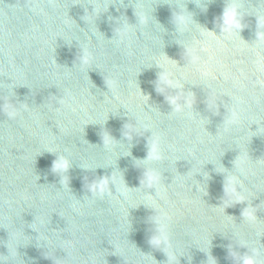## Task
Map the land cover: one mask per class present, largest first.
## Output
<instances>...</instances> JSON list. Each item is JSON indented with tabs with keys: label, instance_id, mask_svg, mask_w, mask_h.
I'll use <instances>...</instances> for the list:
<instances>
[{
	"label": "water",
	"instance_id": "water-1",
	"mask_svg": "<svg viewBox=\"0 0 264 264\" xmlns=\"http://www.w3.org/2000/svg\"><path fill=\"white\" fill-rule=\"evenodd\" d=\"M226 4L242 9L243 24L217 36ZM172 15L174 20L183 15L191 27L177 23L176 34ZM121 22L127 35L117 44ZM261 29L264 0H0V261L239 264V252L254 251L264 264ZM197 32L211 45L202 54L211 57L206 79L185 63L183 47ZM77 39L92 53L84 68L73 67ZM153 60L165 76H187L186 89L194 94L191 113L164 115L171 111L164 97L170 93L156 91L160 69ZM225 94L241 100L238 123L227 130L222 122L233 106ZM134 117L149 121L153 137L130 123ZM108 134L121 141L120 151L104 152L102 137L117 143ZM147 143L149 156L156 143L163 158L143 161ZM46 150L72 160L58 195L61 178L51 171L57 156ZM240 161L248 173L242 193L230 182L236 169L228 171ZM109 164L127 199L109 191L108 199L82 208L83 215L73 213L69 201L88 195L92 179L107 180L114 170ZM138 167L155 170L167 204L145 196ZM197 172L205 177H195ZM161 211L170 217L168 228L154 232L150 223ZM255 213L254 223L242 219Z\"/></svg>",
	"mask_w": 264,
	"mask_h": 264
},
{
	"label": "clouds",
	"instance_id": "clouds-1",
	"mask_svg": "<svg viewBox=\"0 0 264 264\" xmlns=\"http://www.w3.org/2000/svg\"><path fill=\"white\" fill-rule=\"evenodd\" d=\"M99 2L101 4H103V0H99ZM90 5H91L92 10H91V12H88V13L95 12L96 9L94 8V6L92 4H90ZM197 7H199V6L197 5ZM206 8H207V3L203 9H201V8L200 9L206 10ZM175 11L178 14L180 13V10L178 7L176 8ZM100 14L101 13H99V15ZM85 16H86V14L83 17H85ZM83 17H82V19L88 25V21L86 19H84ZM191 19L194 20L193 16L191 17ZM243 20H244V16L242 15V9L238 5L226 4V6L224 7L222 16L217 21V27L219 28V34H217L215 31H210L208 29L207 30L209 32H215V34L217 36L228 35L229 33H231L234 30L239 31V25L243 24ZM172 23L175 26V33L176 34H178L177 33V23L186 24L188 27H191V25L186 22V19L183 17V15H178L175 20H174L173 15H172ZM119 27L121 28V32L116 34V43L117 44L122 43L124 41L126 35H127V30L124 27L123 22H121ZM261 31H264V29H261ZM91 35L94 37L95 33H92ZM75 41L78 43V46H79V53H78L79 55H78V58H76V64L73 65V67L79 66L81 68H84L85 66L89 65V63L91 61L92 53L86 45H83L81 43V41H79L78 39ZM210 47H211V45L207 44L205 42L204 35L202 33H199V32H197L195 40L193 41L192 44L188 45L186 48L183 47L184 52L187 56V59L186 60L184 59L185 63L192 65L193 68H195L196 72L199 73L201 79H206L210 75V69H209V67H206V65L210 64L211 57H209L208 60H205L202 56V54H206L208 52ZM151 63H152V65L155 64L160 69V72L158 73V79L156 81V91H157V88L159 87L160 89L168 90V92L170 93V96L166 98V96L163 94V92L157 91L158 93H161L164 95L165 99L167 100V102L171 106V111L167 114H164V115L167 116L169 114L179 115L181 113H185V114L191 113L193 111V105H194V103H193L194 94L192 91L186 89V84L184 83V81L187 79V76L184 74H181L180 76L177 77L171 73H169L165 76V70L163 67L158 65L155 60L151 61ZM185 63H184V65H185ZM187 85H193V84H187ZM200 86H202L203 88L205 87L204 85H200ZM108 91H111V88H108ZM209 91H210V89H209ZM64 94L65 95H71V92H70V90L65 89ZM224 97H228L229 102H227V103H230L233 106L231 111L225 108L226 112H228L229 119L228 120L223 119L222 125H224L225 130H227V128L229 126L235 127L238 123V121L236 119V110L239 109V106L241 104V100L239 97L229 96L227 94H225ZM207 100H208V96H207ZM217 104H220V100H217ZM144 108L148 112H152V109L149 107L148 104L144 105ZM9 115H10V118H15L16 114L9 113ZM201 119H203V118L201 117ZM131 120H132V122H130V123H132L134 127L136 125H140L145 130V132L151 133L150 137H153L152 126L146 118L134 117ZM252 125H254V124H252ZM256 131H257V129H256ZM135 135H136L135 133H132V138ZM125 137L128 139L127 136H125ZM109 138H110V140H115L110 135H109ZM102 139H103V148L102 149L104 150V152L106 154L110 153L113 150V147L115 148L116 151H120V143L119 142H121V141L115 140L117 143L115 146H113L109 142H106L103 137H102ZM155 140L158 143V141H159L158 135L155 137ZM128 141H129V139H128ZM123 144L126 147L129 145V144L126 145L125 143H123ZM147 147H148L147 157L145 159H142L143 161H149V160L159 161L160 159L163 158L162 154H160L157 151L156 143H154L151 146V152L153 153V155H151V156H149V152H150L149 143H147ZM171 147L172 146L169 145V148H171ZM46 151L49 153H54L57 156V158L52 163L51 171L53 173L57 174L58 176H60V178H61L60 184L62 185V187H60V188L56 187L57 195H58L60 192H63V190H64L63 179L65 176H67V172H68L69 168L72 166V160L69 158L67 153H64V152L55 153V152L48 151V150H46ZM238 156H239V154H238ZM109 166H112V165L109 164L108 167ZM81 168L88 170V171H91V172H94L95 169L101 168V167H97L95 169H93L91 167H87V168L81 167ZM138 168L143 169V175H142L141 180H143V182H144L145 196L149 197V198H154L157 203L159 201H163L165 204H167L168 200H167L166 192H161L158 190V177L155 174V170L153 169L152 172L150 173L149 169L147 167H138ZM113 169H114V167H113ZM233 169H236V171H235L233 177L231 178L230 182H234V191L235 192L242 193L243 192V185L241 183V180H242V178H244L248 174L247 170L244 166V161H240L239 163L233 162V168L231 170H228V171H232ZM114 171H115V169L112 171L110 176H107V180H105V176H104V177L94 178L91 180V182H88V187H85V188L89 194L85 195L82 199L76 197L75 202H72L70 200L68 203V207L71 209V211L77 215H83L82 208H84L86 206H90L92 203H95L97 201H103V200L108 199L109 198V191H111V193L114 196L119 197V200L127 199V194L118 185L117 181L119 178L113 177ZM198 174H202V173L201 172L195 173V177ZM223 174L226 177L227 173H223ZM141 180H140V185H141ZM177 183H179V181H177ZM169 184H171V183H169ZM139 187H137V188H139ZM193 187H195V185H193ZM223 188H224V195H225V184L223 185ZM195 189H196V191H198V189L196 187H195ZM152 209L154 210V212L156 211L155 207ZM256 216L257 215L255 213V215H249L247 217L242 216L243 217L242 219H246L249 223H254ZM169 221H170V217L168 216V214L161 211L160 219L153 222V223H150V224L152 225L154 232L157 229H159L161 231H166L168 228ZM152 235H153V233H152ZM237 247L247 249V247H243L240 245H237ZM239 254L241 257L239 264H259V262L256 259V253L254 251L253 252L247 251L244 254H241L239 252ZM245 257H247V258H245ZM0 264H4V262L0 261ZM8 264H14V262L9 261Z\"/></svg>",
	"mask_w": 264,
	"mask_h": 264
}]
</instances>
